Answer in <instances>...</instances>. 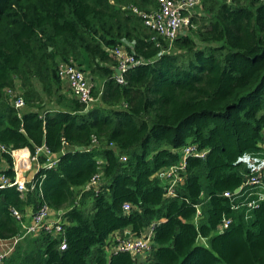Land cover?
I'll list each match as a JSON object with an SVG mask.
<instances>
[{
	"label": "trees",
	"instance_id": "obj_1",
	"mask_svg": "<svg viewBox=\"0 0 264 264\" xmlns=\"http://www.w3.org/2000/svg\"><path fill=\"white\" fill-rule=\"evenodd\" d=\"M158 9V0H0V175L13 178V151L58 155L23 194L0 184V240L23 232L12 209L24 219L46 205L64 229L22 236L2 264H264V200L246 224V208L223 195L264 142V0H201L172 40L144 24L140 13ZM120 45L137 62L123 83ZM69 61L92 85L87 110L58 74ZM188 144L204 157H185L168 195L156 173L179 165ZM224 215L232 222L220 233ZM147 229V256L111 250L115 231Z\"/></svg>",
	"mask_w": 264,
	"mask_h": 264
},
{
	"label": "built area",
	"instance_id": "obj_2",
	"mask_svg": "<svg viewBox=\"0 0 264 264\" xmlns=\"http://www.w3.org/2000/svg\"><path fill=\"white\" fill-rule=\"evenodd\" d=\"M201 0H158L159 9L152 12L140 13L144 24L152 30H155L160 35L172 40L181 29L188 26L190 16L194 14L197 6ZM113 55L117 61V67L120 71V75H116V79L119 83H123L122 73L129 67L135 65L136 59L132 55L129 48L124 45L116 47L113 51ZM58 74L63 79L66 86L70 89L72 94L84 105V109L87 110L95 102L96 98L91 93V84L88 82L86 73L77 66L74 62H60L58 65ZM10 92V91H9ZM12 93V92H10ZM14 106L21 108L24 106V101L21 97L17 96L14 99ZM264 148V142L262 144ZM6 152L4 145L0 143V155ZM43 153L45 161L40 165L38 162V156ZM205 151L198 150L196 145L188 144L181 149L180 163L179 165H171L167 168L161 169L157 172V177L163 179L167 184V194L173 195V187L177 182L181 181L183 177L179 175L178 171L185 168V157L193 155L196 157H204ZM122 161H125V156L120 157ZM58 162V156L53 155L48 149L41 146L36 148L33 155H29L23 151L12 152V167L13 178L9 179L4 175H0L1 186H15L16 189L23 194L28 190L25 180V174L32 168V163L39 167L51 168ZM245 162L249 164L250 172L245 176L242 185L238 187L241 192L244 187H250L256 189V198L254 200L238 201V198L233 200V195L238 192L226 191L223 193L225 197L231 199V209L238 210L240 208H246V211L253 208L256 203L264 200V161L260 159L255 160L252 157H245ZM100 182V179L95 177L90 185H86V190L95 187ZM32 188V187H31ZM124 211H128L131 208L129 203H125L122 206ZM13 216L22 224L23 232L20 236L14 238L11 246L7 250H0V264H2L5 257L12 250L13 245L25 235H35L39 232H45L52 236H57L63 233V222L57 215V212L51 211L46 205L41 206L30 215L29 222L25 223L22 214L16 210H11ZM61 213V212H58ZM197 214L199 210L197 209ZM51 215H56V218H51ZM232 222V219L228 215H224L220 224L217 227L218 232H222ZM115 243L112 245L111 250L129 252L134 255L147 256L152 249V231L147 229L145 233L140 236H129V233L125 236L114 239ZM60 248H65V243H60Z\"/></svg>",
	"mask_w": 264,
	"mask_h": 264
},
{
	"label": "crops",
	"instance_id": "obj_3",
	"mask_svg": "<svg viewBox=\"0 0 264 264\" xmlns=\"http://www.w3.org/2000/svg\"><path fill=\"white\" fill-rule=\"evenodd\" d=\"M58 155H56L57 157ZM247 157H252L255 160L259 161L260 159H262L264 161V148L262 147L261 149H256V150H252L250 152L246 153ZM246 163V162H245ZM35 166V169L31 168L30 170H28L25 174V180L26 181H31L34 177L35 171L38 169ZM246 167L249 168V164L246 163ZM256 198V189L255 188H250V187H244L241 191V195L238 197V201H247V200H254ZM248 212V211H247ZM33 213V211L31 209H27L25 214H24V221L25 223L29 222L30 219V215ZM56 216V215H55ZM54 215H51V218H56ZM249 217V214L247 215V217H245V219H247ZM126 231V235H127ZM122 235V233L120 231H115L111 236L110 239L114 240L115 238H118ZM109 239V240H110ZM9 242H12L11 240H0V250H3L5 248L9 247ZM200 243H203V241L200 240Z\"/></svg>",
	"mask_w": 264,
	"mask_h": 264
},
{
	"label": "rangeland",
	"instance_id": "obj_4",
	"mask_svg": "<svg viewBox=\"0 0 264 264\" xmlns=\"http://www.w3.org/2000/svg\"><path fill=\"white\" fill-rule=\"evenodd\" d=\"M196 11H197V8H196ZM187 30H188V26H185V27H183V28L181 29L180 32H187ZM64 84H65V83H64ZM65 85H66V84H65ZM178 151H179V153H180V152H181V149H179ZM33 169H35V166L33 167ZM248 214H249V212H245L244 216L247 217ZM245 222H246V224H248V223L250 222V220L247 218V220H246ZM197 242L200 243L199 240H198ZM11 243H12V242H9V247L11 246ZM9 247H8V248H9ZM8 248H5V249H3V250H7Z\"/></svg>",
	"mask_w": 264,
	"mask_h": 264
},
{
	"label": "water",
	"instance_id": "obj_5",
	"mask_svg": "<svg viewBox=\"0 0 264 264\" xmlns=\"http://www.w3.org/2000/svg\"><path fill=\"white\" fill-rule=\"evenodd\" d=\"M49 50L51 49L50 47L48 48ZM115 74L116 75H120V71L118 70V69H115ZM74 149L75 150H81V149H83L82 147H74ZM239 191V189L237 188L236 190H235V192H238ZM59 212H61V211H59Z\"/></svg>",
	"mask_w": 264,
	"mask_h": 264
}]
</instances>
